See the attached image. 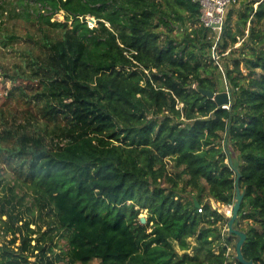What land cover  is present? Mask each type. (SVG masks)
I'll return each instance as SVG.
<instances>
[{
  "label": "trees",
  "instance_id": "obj_1",
  "mask_svg": "<svg viewBox=\"0 0 264 264\" xmlns=\"http://www.w3.org/2000/svg\"><path fill=\"white\" fill-rule=\"evenodd\" d=\"M28 1L9 15L47 25L32 89L65 125L52 147L24 133L10 152L54 221L34 245L32 220L18 224L15 206L0 202V226L22 242L0 246V264H241L228 255L229 217L211 203L235 202L230 156L243 254L264 264V0H238L220 34L201 22L198 0ZM202 89L229 92L230 105ZM64 230L67 259L56 260L41 240Z\"/></svg>",
  "mask_w": 264,
  "mask_h": 264
},
{
  "label": "rangeland",
  "instance_id": "obj_2",
  "mask_svg": "<svg viewBox=\"0 0 264 264\" xmlns=\"http://www.w3.org/2000/svg\"><path fill=\"white\" fill-rule=\"evenodd\" d=\"M3 8L0 10V136L10 132L13 136L11 138L2 139L0 137V202L9 207L15 206V212L23 217L22 224L25 220H32L30 227L35 229L37 233L32 234V244H37L40 233L49 229V225L53 223V211L49 208H44L42 213L36 206V196L32 194L31 189L23 183L25 174L21 171L16 157L11 155V150L19 147L17 139L21 134L32 136L33 138H40L47 147H52L58 142L62 141L59 137L62 125H65L64 116H57L54 118L45 115L44 105L45 99L42 95L36 94L37 90L32 89V86L37 85L35 75L32 71L36 70L35 62L38 61L46 53V46L44 44L45 37L42 32L43 29L48 30L45 23L39 22L34 16L27 19L26 17H10L9 10L17 7L16 0H4ZM30 6L38 8V1H28ZM64 11H60L53 15L52 20H64ZM86 20L92 27L97 25L96 18L87 16ZM70 24V23H69ZM177 32V30H176ZM51 36H60L59 31H50ZM6 138V137H5ZM10 187H13L17 197L11 198ZM12 200L7 203L5 199ZM3 200V201H1ZM211 199V203H212ZM215 202V205L221 212L230 216L231 207ZM213 206V205H212ZM31 208L33 213L28 210ZM1 212V206H0ZM41 214V215H40ZM52 215V216H51ZM141 217L147 218V210H142ZM0 219L6 220L7 215L1 216ZM34 221H37L34 223ZM248 222L244 221L240 227H248ZM41 227V229H40ZM239 228V227H238ZM227 225L224 226L223 233L226 232ZM68 232H60L53 241L49 239H42L41 244L46 246L53 245L54 251L48 252V256L56 260L59 257L67 259L68 251ZM12 233L6 232L4 224L0 226V246L7 244L9 248L18 250L17 247L22 244L20 234H17V240L12 245ZM236 237L233 236L231 242L227 244L228 255L236 257ZM194 243V240H192ZM39 250L30 254V259L36 261L39 259ZM65 260V259H64ZM61 260V262H65ZM80 264V263H79ZM90 264H98V260H94Z\"/></svg>",
  "mask_w": 264,
  "mask_h": 264
},
{
  "label": "water",
  "instance_id": "obj_3",
  "mask_svg": "<svg viewBox=\"0 0 264 264\" xmlns=\"http://www.w3.org/2000/svg\"><path fill=\"white\" fill-rule=\"evenodd\" d=\"M208 98L210 99H215L218 103L219 106H224L228 108L226 105H230L231 103V97L229 92L224 91L220 93H215L210 90H201ZM228 162L230 166L235 170L237 177L235 181V186H236V196H235V202L232 205V213L229 217L228 220V235L229 236H235L237 241H236V259L241 263V264H256L253 260H247L243 254V245L247 239V234L245 231L239 229L238 227L235 226V223L238 219L239 212L241 210L242 202L244 199V194L241 191L240 188V179H241V172L240 170L235 166V162L233 158L230 156L228 159ZM197 206L198 203H196ZM141 221L145 223L147 219L145 217H141Z\"/></svg>",
  "mask_w": 264,
  "mask_h": 264
},
{
  "label": "built area",
  "instance_id": "obj_4",
  "mask_svg": "<svg viewBox=\"0 0 264 264\" xmlns=\"http://www.w3.org/2000/svg\"><path fill=\"white\" fill-rule=\"evenodd\" d=\"M198 2L200 4L201 22L216 34L222 32L229 9L239 3L238 0H198ZM39 5L41 6V4ZM212 205L216 208L213 200ZM230 207L232 210V206ZM199 212H203L202 207L199 208Z\"/></svg>",
  "mask_w": 264,
  "mask_h": 264
},
{
  "label": "clouds",
  "instance_id": "obj_5",
  "mask_svg": "<svg viewBox=\"0 0 264 264\" xmlns=\"http://www.w3.org/2000/svg\"><path fill=\"white\" fill-rule=\"evenodd\" d=\"M227 106V105H226Z\"/></svg>",
  "mask_w": 264,
  "mask_h": 264
}]
</instances>
